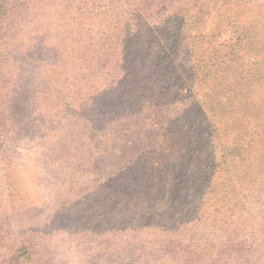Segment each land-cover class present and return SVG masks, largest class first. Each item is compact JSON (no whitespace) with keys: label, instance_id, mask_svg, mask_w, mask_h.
I'll use <instances>...</instances> for the list:
<instances>
[{"label":"rangeland","instance_id":"1","mask_svg":"<svg viewBox=\"0 0 264 264\" xmlns=\"http://www.w3.org/2000/svg\"><path fill=\"white\" fill-rule=\"evenodd\" d=\"M0 264H264V0H0Z\"/></svg>","mask_w":264,"mask_h":264},{"label":"trees","instance_id":"2","mask_svg":"<svg viewBox=\"0 0 264 264\" xmlns=\"http://www.w3.org/2000/svg\"><path fill=\"white\" fill-rule=\"evenodd\" d=\"M152 29V27L150 28V30Z\"/></svg>","mask_w":264,"mask_h":264}]
</instances>
